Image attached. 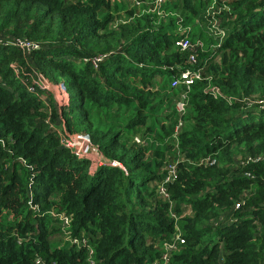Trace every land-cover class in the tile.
I'll use <instances>...</instances> for the list:
<instances>
[{"label": "trees", "instance_id": "trees-1", "mask_svg": "<svg viewBox=\"0 0 264 264\" xmlns=\"http://www.w3.org/2000/svg\"><path fill=\"white\" fill-rule=\"evenodd\" d=\"M154 1L0 0V264H264V0Z\"/></svg>", "mask_w": 264, "mask_h": 264}, {"label": "built area", "instance_id": "built-area-1", "mask_svg": "<svg viewBox=\"0 0 264 264\" xmlns=\"http://www.w3.org/2000/svg\"><path fill=\"white\" fill-rule=\"evenodd\" d=\"M161 0H155L154 3L158 4ZM211 28L216 29L217 25L211 26ZM0 43L2 44H8L7 41H3L0 38ZM11 43L13 45L18 46L20 49L25 51L26 53H31L34 50H37L40 48L39 44L33 43L31 41L22 40V39H13L11 40ZM176 45L180 47L181 50H187L190 52L189 60L193 64L196 62V55L195 51L198 47V44H191L187 39H178L176 41ZM98 60V58H95L92 60V62L95 64V62ZM10 66L13 68V71L17 77H20L18 72V66L16 63L10 64ZM201 78V73L199 69H185L181 71L172 81V86L176 84H183L187 88L192 85L197 79ZM22 83L25 85L28 91L34 92L35 87H38L40 90L47 92L50 94L53 99L55 100L56 104L60 105L63 99V93H64V87L62 83H52L49 80H47L42 75L38 74L37 72H34L30 75L29 79H23ZM212 93L217 96L220 95L217 88L211 89ZM43 100H46L45 97L41 96ZM256 104L259 108L264 109V99L263 100H257L252 101L248 103V106ZM47 105V103H46ZM183 102H180L177 105V108L179 111L182 110ZM54 131L56 132V135L59 138V143L67 148L77 159H83L87 158L91 160L93 165L95 167L98 166H105V165H111L116 166L119 165L118 162L111 160L107 158L97 146H95L91 140L88 134L81 133V132H69L64 123H60L59 127H53ZM209 159H205V162ZM170 174L175 172V168L172 166L169 170ZM249 175L248 173H246ZM169 180L168 178L165 179V181ZM160 191H164V186L162 185L160 187ZM239 206V204H236V208ZM230 221L235 220L234 218L229 219ZM224 221V220H223ZM66 222V220H65ZM222 222V221H221ZM217 225V224H216ZM75 242V241H74ZM182 242V240H180ZM90 252V251H89ZM220 262H222V259H220Z\"/></svg>", "mask_w": 264, "mask_h": 264}, {"label": "water", "instance_id": "water-1", "mask_svg": "<svg viewBox=\"0 0 264 264\" xmlns=\"http://www.w3.org/2000/svg\"><path fill=\"white\" fill-rule=\"evenodd\" d=\"M183 99H184V98L182 97V99H181V100L183 101Z\"/></svg>", "mask_w": 264, "mask_h": 264}, {"label": "rangeland", "instance_id": "rangeland-1", "mask_svg": "<svg viewBox=\"0 0 264 264\" xmlns=\"http://www.w3.org/2000/svg\"><path fill=\"white\" fill-rule=\"evenodd\" d=\"M78 100V99H77ZM248 176H250V175H248Z\"/></svg>", "mask_w": 264, "mask_h": 264}]
</instances>
